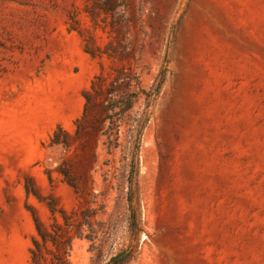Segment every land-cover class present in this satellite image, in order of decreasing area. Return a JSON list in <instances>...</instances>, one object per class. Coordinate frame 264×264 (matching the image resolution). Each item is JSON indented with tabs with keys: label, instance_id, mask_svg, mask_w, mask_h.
<instances>
[{
	"label": "rangeland",
	"instance_id": "rangeland-1",
	"mask_svg": "<svg viewBox=\"0 0 264 264\" xmlns=\"http://www.w3.org/2000/svg\"><path fill=\"white\" fill-rule=\"evenodd\" d=\"M120 1L107 17L99 0H0V264H31L29 208L55 223L46 197L87 212L56 171L53 181L46 173L65 155L50 135L58 125L73 131L100 70L69 30L72 11L97 44L114 40L141 56L148 89L168 70L132 185L128 147L100 144L97 215L93 224L80 216L70 264H106L122 251L119 264H264V0ZM28 178L42 199L28 195Z\"/></svg>",
	"mask_w": 264,
	"mask_h": 264
},
{
	"label": "trees",
	"instance_id": "trees-1",
	"mask_svg": "<svg viewBox=\"0 0 264 264\" xmlns=\"http://www.w3.org/2000/svg\"><path fill=\"white\" fill-rule=\"evenodd\" d=\"M87 1V0H85ZM101 12L107 17H114L120 0H99ZM76 11L69 13V30H76L84 38V49L93 58L100 60V70L94 75L89 87L83 91L84 108L79 117L74 120V129L70 131L58 125L49 137L51 148H62L65 155L54 169H46L50 181L54 180L56 171L87 204V212L81 207L71 213L59 207L54 198L46 197L55 223L51 228L46 226L36 209L30 207L37 234L33 237L31 264H70L69 256L75 237L82 231L80 216L90 217L91 224L97 215L90 204L95 196V178L93 172L99 160V146L102 143L109 153L125 144L129 149L130 172L128 181L132 185L138 175V160L144 131L150 121L151 106L159 95L166 79L167 66H163L156 83L147 88L143 83L141 56L129 50L123 43L110 41L105 46L97 44L94 35L85 36L81 19ZM94 26L103 28L96 14ZM109 24L108 20L105 21ZM113 24L112 27H115ZM134 57V59H131ZM112 62L120 61V65L110 64L107 67L104 59ZM145 98V107L138 109L141 99ZM28 195L33 194L42 199L35 181L28 178L25 182ZM131 200V198H129ZM83 204V203H82ZM82 206V205H81ZM64 222L58 220V215ZM56 248V251L53 249ZM49 255V256H48ZM129 254L125 251L113 256L106 264H119Z\"/></svg>",
	"mask_w": 264,
	"mask_h": 264
}]
</instances>
